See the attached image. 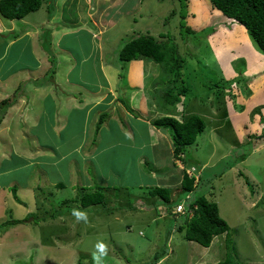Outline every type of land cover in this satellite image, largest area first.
I'll use <instances>...</instances> for the list:
<instances>
[{
	"label": "rangeland",
	"instance_id": "1",
	"mask_svg": "<svg viewBox=\"0 0 264 264\" xmlns=\"http://www.w3.org/2000/svg\"><path fill=\"white\" fill-rule=\"evenodd\" d=\"M43 4L35 14L38 20L29 24L0 17V36L18 32L21 24L32 30L11 51L12 46L0 52V102L21 81L44 75L52 65L47 51L56 58L58 69L48 88L25 84L28 99L20 98L11 106L0 124V234L8 246L3 262L74 264L77 258L91 264L102 257L103 264H117L115 252L123 264H140L161 251V264L221 261L225 235L203 248L183 238L174 226L179 222L165 207L159 210L163 201H157L153 210L147 208H153L154 200L146 184L182 180L168 148L160 154L152 151L149 124L165 116L184 121L197 115L206 128L188 146L184 167L201 177L200 186L188 195L176 186L171 203L186 204L190 195L204 194L215 200L231 227L229 238L242 264H264V54L245 27L214 9L210 0H44ZM43 26L54 33L44 36ZM140 35L163 43L167 57L174 53L184 61L180 73L188 91L180 104L166 105L170 77L160 64L152 59L119 60L124 45ZM46 40H52L47 51L42 45ZM80 75L95 88L87 94L71 92L81 94L66 98L73 107L84 108L78 128H66L67 122L63 126L65 119L59 122L63 116L58 114L59 124L53 129L42 99L58 87L63 90L71 80L80 84ZM58 100L64 112L65 102ZM42 119L46 120L35 128ZM29 125L35 129L29 130ZM99 128L112 139L106 150L101 132L96 133ZM76 131L82 134V143L67 138ZM133 135L134 146L125 148ZM58 138L67 142L65 148H59ZM169 141L173 142L167 136L161 144ZM129 155L136 158L131 161ZM8 184L16 185L23 204ZM97 185L106 189L107 204L83 208L78 195ZM58 211H63L61 216L50 219ZM39 217L49 218L37 223ZM25 218L34 219L36 225H4ZM34 236L43 239L40 251L27 242ZM18 244L22 247L17 249Z\"/></svg>",
	"mask_w": 264,
	"mask_h": 264
},
{
	"label": "trees",
	"instance_id": "2",
	"mask_svg": "<svg viewBox=\"0 0 264 264\" xmlns=\"http://www.w3.org/2000/svg\"><path fill=\"white\" fill-rule=\"evenodd\" d=\"M210 1L214 9L220 11L223 15L235 20L236 22L244 26L249 36L253 40V42L264 54V0H210ZM43 3L44 0H0V14L2 17H4L9 21H21L30 13L37 12L38 10H40L41 7L43 6ZM22 24L20 25L21 30H19L18 32L15 31L8 32V35H6L7 38L10 40L18 39L23 34L26 28V26ZM51 41L52 40L42 42L43 49L45 51H47V47L51 46ZM164 48L165 47L163 43L158 42L154 38L145 35H140L138 37L130 39L124 45V47L119 52V58L121 61H126V62L136 59H142V58L152 59L157 64H160L163 67L164 72L167 75H169L170 84H171V87H169L165 91V96H164L165 103L167 106L169 105L175 106L180 104L182 100L181 97H184L188 91V88L184 84L180 73V71L183 70V68L185 67V63L180 57H178L174 53L172 54L171 58L167 57ZM47 52L49 53V58L50 61L52 62L51 63L52 65L44 73V75L33 80L27 79L21 81L19 83L18 88L14 90V92L11 95L5 97V99H3L0 102V124L4 120V117L6 116L11 106L17 104L20 98L28 99L27 95H24L25 93L23 92V87L25 86V84H28L30 86H36L38 88H42V87L48 88L51 85H53L54 79H56L58 74L57 60L53 56L52 52H50V50ZM180 83L182 84L179 85ZM82 85L83 87H87L88 83H82ZM54 90H55L53 93L54 97L57 96V98L59 99L60 98L59 95L63 96L64 99L61 100H66L67 98L66 96L71 95V94L66 95L62 90L57 88ZM61 91L63 93H61ZM58 99L55 104V100H52V96L47 95L45 98L42 99L43 101L41 102V107L44 109L46 107V110L50 114L51 120L54 123L59 124L60 121L65 119L64 122L62 123L63 126L65 122H67L66 128H70L71 130H77L79 113L83 109L79 110V112L72 110L68 115V113H64L61 110ZM94 111L95 109H93V112ZM58 114L59 116L61 115L63 117L60 118ZM58 118H60L59 122H58ZM44 120L46 119H42V121H39L36 124L35 128L40 126ZM151 124L158 130L160 129L168 130V132L170 133V137L173 141L174 158L181 159L183 163H187V160L185 159V154L187 152L188 146L195 144L198 136L206 128L205 121L200 116L197 115H193L184 121L183 120L180 121L172 116H165L154 120L153 123ZM29 126H31L30 130L35 129L32 125ZM20 128L23 129L24 126L20 125ZM99 132H101L100 128L99 130H96L97 134ZM101 135H102L101 143L104 142L102 148L103 150L104 148L106 150L109 144H111L110 142H112V139H110V134L108 135V133L107 135H105L101 132ZM262 136L263 135L259 136V138H262ZM198 182L195 176H191L189 175V173L184 171L181 190H183L184 193L186 194L192 193L195 191V189L199 188L201 178L200 180H198ZM247 182H249V180H247ZM15 186H13V190H12L13 194L15 195L16 200L20 204H23V201L17 195ZM173 193L174 190L168 187L154 186L150 188L148 187L147 189L148 196L152 199L163 201L161 203L166 204V207L169 209L170 213L172 212V209L175 206L173 203H171L172 196L174 195ZM114 195L118 197L117 193H114ZM78 196L80 198V205L83 208L104 205L107 204V201L109 200V196L107 195L106 189H104L102 186L99 185L94 187V189H90L89 191L80 193ZM72 199L75 200V197H73ZM66 202L67 200L63 201L62 204H65ZM152 202H154L153 208L147 207L149 210L154 209V205L156 201H152ZM179 203H181V201L176 202V204ZM149 204L150 203H148V205ZM167 204H169V206H167ZM62 212L63 211H58L57 213L52 214L51 215L52 217H50V219H56L57 217H60ZM40 218L42 219V217H39L37 223L40 222L41 220ZM48 218L49 217H43L42 220H46ZM33 220L30 221V218L16 219V220L13 219L6 222L4 225L9 226L15 224L36 222L35 220L33 222ZM178 222L179 223L177 229L179 232H181L183 238L186 241L195 242L204 248H209L213 242V239L216 236L225 234L226 235L225 256L221 261L216 262L214 264H242L240 258L236 253V245L234 244L233 240L229 238L231 227L227 222V220H225L221 216L219 204L215 200H211L205 194L196 196L194 200L190 201V203L189 202L187 203L186 213L182 217L180 216L178 218ZM161 255H162V251L158 252L157 254L155 253L154 257L146 264H156L159 256ZM25 264H31V263H25ZM80 264H82L81 261Z\"/></svg>",
	"mask_w": 264,
	"mask_h": 264
},
{
	"label": "crops",
	"instance_id": "3",
	"mask_svg": "<svg viewBox=\"0 0 264 264\" xmlns=\"http://www.w3.org/2000/svg\"><path fill=\"white\" fill-rule=\"evenodd\" d=\"M77 12H76V14L79 12L78 10V7H77ZM36 13H32V14H29L26 18H24V19H22L21 20V22L22 23H27V24H29V21H36V20H38V18L40 17L39 15H35ZM39 16V17H38ZM78 16V15H77ZM79 17V16H78ZM4 19V18H3ZM6 20V19H5ZM9 21V20H8ZM11 22H14V21H11ZM13 24V23H12ZM30 31H32V30H28V27H26L25 28V32H23V34H22V36H20L18 39H8L7 38V36L6 35H8V32L7 33H4V34H2V36H0L1 37V39H2V41L0 42V52L1 51H3L6 47L8 48H10V46H12V45H14V43L16 44V46H17V44H18V41H21L22 40V38H24L25 36H27L28 34H29V32ZM9 32H12V31H9ZM16 32V31H15ZM1 35V34H0ZM24 40V39H23ZM26 45V44H25ZM24 45V46H25ZM30 42H27V46H28V52H30ZM22 46H23V41H22ZM13 48H15L14 46H12L11 48H10V51L13 49ZM141 63H142V61H140ZM139 63V62H138ZM79 79H80V84H79V82L78 81H73V80H71V82L69 83V85H65V87H62L63 88V92L66 94V95H68V94H71V92H74V93H76L75 91H77V92H82V93H85V94H87L88 92H92V91H88L89 89H94L95 87L94 86H92L89 82H88V80L85 78V77H83L82 75H80L79 76ZM95 80V79H94ZM93 80V81H94ZM82 83H88V86L87 87H83V85H82ZM98 83V82H97ZM96 83V84H97ZM101 83H103V81L101 82ZM95 84V85H96ZM90 85V86H89ZM71 86H73L72 88H71ZM66 88H68V90H66ZM57 89H59V87L57 88ZM72 89V90H71ZM61 90V89H60ZM61 91V93H63ZM79 94H81V93H78V95ZM73 94H71V95H68V96H66L67 97V99H72V98H74V96H72ZM78 95H76V96H78ZM59 97L61 98V99H64L63 98V96H60L59 95ZM57 96L56 97H53V95H52V100H55V104H56V101H57ZM66 99V100H67ZM76 99V98H75ZM66 100H63L65 103L63 104V106H64V113H68V115H69V113L72 111V110H75V111H78L79 112V110H82V109H84V108H81V107H73L72 106V103H69V101H66ZM81 102V101H80ZM150 103V102H149ZM53 107H55V106H53ZM123 115V114H122ZM134 119H137V117L135 118L134 117ZM127 123V126L129 125L128 124V122H126ZM55 125H56V123H52V125H50V127H52L53 129H56V127H55ZM150 126H151V139H150V146H151V149H152V151L153 152H156L157 150L159 151L158 153L160 154V152H161V150H162V148H168L169 150L168 151H170L171 153H173V155H174V147H173V142H170L169 141V143L167 144L166 142L164 143V145H162L161 144V142L163 141L164 142V139L168 136V139H170V137H169V132H168V130H166V129H163V131H162V129H160V130H158V129H152L153 128V126L151 125V124H149ZM121 126H123V124L121 125ZM30 127L31 126H29V130H30ZM22 129V128H21ZM164 132H166V133H164ZM53 134V133H52ZM168 134V135H167ZM54 135V134H53ZM55 137V136H54ZM134 135L132 136V138H128L127 139V142L129 143H127L126 144V147L125 148H128V147H130V144H131V146L133 147L134 146ZM68 139H72V140H74L75 142H78V140H81L80 142L82 143L83 141H82V134L80 133V132H72L71 134H70V136H68L67 137ZM69 141V140H68ZM57 145L59 146V148H65L66 146H67V142L66 141H63V140H61V141H59V138H58V143H57ZM78 147H79V144H78ZM136 147V146H135ZM142 148H143V146H141V147H137V150H138V152H140L141 150H142ZM127 153L128 154H132L129 150H127ZM130 157H131V161L132 160H134L136 157L135 156H131V155H129ZM140 156H138V158H139ZM178 161H176L175 159H174V164H175V166L177 167V168H180V172H181V177L180 178H183V175H184V169L183 168H185L184 167V165L183 164H179V163H177ZM152 164L154 165V167L156 168L157 166H156V164H155V162L153 161L152 162ZM157 165H159L160 166V164H159V162H157ZM182 181V180H181ZM11 183V182H10ZM17 184V183H16ZM59 184V183H58ZM9 186H13L12 184H8ZM178 185H181V182L179 181V182H175V183H172V182H169V181H166V182H164V181H159V184L157 185V186H160V187H168V188H170V189H173V188H176V186H178ZM146 186V188L148 189V187L150 188V187H154V186H151V185H145ZM128 193H130L129 192V190L127 191ZM8 194H9V192H8ZM154 201H159V200H157V199H153ZM162 207H164L163 206V204L161 203V202H159V205H158V208H159V210L162 208ZM44 223H46V222H44ZM126 223H127V221H126ZM28 224H31V225H33L34 223H28ZM42 224V223H41ZM158 224V223H157ZM22 225H24V224H22ZM25 225H27V223L25 224ZM36 225V224H35ZM132 227V224H129V223H127V229L128 230H131L130 228ZM157 228V227H156ZM0 232H2V231H0ZM34 238V240H31V241H27V242H29V243H32V244H36L37 245V248L39 249V251H40V248H41V246L43 245V239L41 238V237H33ZM5 240V238L2 236V234H0V249L1 248H3V249H1V251H0V264H6L5 262H3L4 260H3V257H4V259H5V254L7 253V250H8V246L6 245V246H4L3 244H4V241ZM22 243V245L23 246H25L24 247V249H26V251H23V252H25V253H28V249H27V245L24 243V242H21ZM196 244V243H195ZM20 247H22L20 244H18V246H17V249L18 248H20ZM138 249V248H137ZM207 249V248H206ZM35 250V248L34 249H32V251H34ZM15 251V250H14ZM135 251H136V249H135ZM38 252V251H37ZM133 253V252H132ZM207 253V252H206ZM31 254V253H30ZM30 254H28V255H30ZM114 254H115V252H114ZM113 254V258L115 259V260H117L118 261V263L117 264H123V262L120 260V257L119 256H115ZM134 254V253H133ZM210 255H212V254H210ZM99 256V255H98ZM97 256V257H98ZM102 257H100L99 259H97V258H95V259H93L92 260V263L91 264H94L95 262H97V264H103V262H102V260H100ZM118 258V259H117ZM167 258H169L168 256L165 258V259H167ZM201 258L203 259V258H205V255H202L201 256ZM165 259H164V261H165ZM75 260V262H74V264H77V261H79L77 258L76 259H74ZM141 260H143L142 258H141ZM151 260V258H148V259H146L145 260V262L144 261H142V262H140V264H146L148 261H150ZM11 261L13 262V260L11 259L9 262L11 263ZM80 261H82V259L80 260ZM79 261V262H80ZM95 261V262H94ZM120 261V262H119ZM137 261H139V259L137 260ZM137 261H135V262H137ZM162 261V260H161ZM78 262V263H79ZM198 262V264H202V263H200L199 262V260L197 261ZM203 262V261H202ZM212 263H216V262H212ZM203 264H205L204 262H203ZM206 264H211V263H209V262H206Z\"/></svg>",
	"mask_w": 264,
	"mask_h": 264
},
{
	"label": "clouds",
	"instance_id": "4",
	"mask_svg": "<svg viewBox=\"0 0 264 264\" xmlns=\"http://www.w3.org/2000/svg\"><path fill=\"white\" fill-rule=\"evenodd\" d=\"M44 5V4H43ZM43 7V6H42ZM41 7V8H42ZM41 10V9H40ZM51 9H49V11H50ZM53 11L54 10H52L51 12L53 13ZM39 12V10L37 11V12H33V13H38ZM52 13L50 14V16H49V18H52ZM30 14H32V13H30ZM45 14V13H44ZM41 16L43 17V15L41 14ZM0 17H2L1 16V14H0ZM27 17V16H26ZM25 17V18H26ZM2 18H4V17H2ZM5 19V18H4ZM24 19V18H23ZM7 20V19H6ZM28 29H31V27H28ZM42 29L45 31V34H44V32H43V30H41L42 31V35L44 34V36H48V37H50V35H51V33H54V31L52 32L51 31V28L49 27V29H47L46 28V26H43L42 27ZM24 32H25V30H24ZM42 35H39V36H42ZM22 36V35H21ZM47 41V40H46ZM143 59V58H142ZM119 60H120V58H119ZM145 60H149V59H145ZM121 61V60H120ZM137 61H142L143 62V60H141V59H136V60H132V61H128V62H137ZM121 62H126V61H121ZM183 157H184V155H183ZM173 159H175L174 158V155H173ZM176 161H178L177 163H179V164H183L184 165V163H183V161L181 160V159H175ZM184 169V171H186L187 173H189V175H191V176H195L196 178H197V182H198V180H200V176H196V175H194V173H193V171H194V169H190V168H188V167H185V168H183ZM192 173V174H191ZM182 182H183V178H182V181H181V185H180V188L182 187ZM199 183V182H198ZM89 189H94V188H89ZM172 190H176L175 188H173ZM196 190V189H195ZM193 193V192H192ZM192 193H188V194H192ZM187 194V195H188ZM194 198L195 197H193L192 195H190L189 197H187L185 200H186V204L184 203V202H181V203H179V204H176L175 206H174V208L172 209V212L170 213V211H169V209L166 207V204H163V206L166 208V212H169V215H173V216H171V217H173L177 222H178V218L181 216H183V215H185V213H186V206H187V203L189 202L190 203V201H192V200H194ZM179 206H182L183 207V211H181V212H179V211H177V209H178V207ZM77 215H79V214H77ZM175 226V228L177 229V224L176 225H174ZM177 231H178V229H177ZM179 232V231H178ZM181 233V232H180ZM222 235H225V234H222ZM220 236V235H219ZM226 236V235H225ZM216 237H218V236H216ZM215 237V238H216ZM214 238V239H215ZM214 239H213V241H214ZM224 241H226V239L224 240ZM190 242V241H189ZM191 243V242H190ZM193 243H195V242H193ZM197 244V243H196ZM224 244H225V242H224ZM199 245V244H198ZM201 246V245H200ZM204 248V247H203ZM225 248H226V245H225ZM172 252H173V250H172ZM163 256H165V258L168 256V254H167V252H164L163 253ZM223 259V258H222ZM221 259V260H222ZM161 259H159L157 262H156V264H161ZM241 262H242V260H241Z\"/></svg>",
	"mask_w": 264,
	"mask_h": 264
},
{
	"label": "built area",
	"instance_id": "5",
	"mask_svg": "<svg viewBox=\"0 0 264 264\" xmlns=\"http://www.w3.org/2000/svg\"><path fill=\"white\" fill-rule=\"evenodd\" d=\"M177 211H179V212L183 211V207L182 206H179L178 209H177Z\"/></svg>",
	"mask_w": 264,
	"mask_h": 264
}]
</instances>
